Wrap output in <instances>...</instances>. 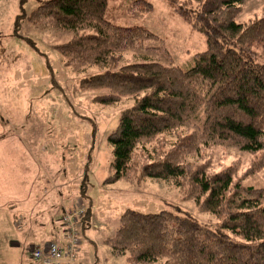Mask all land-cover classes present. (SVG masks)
<instances>
[{
	"label": "trees",
	"instance_id": "obj_1",
	"mask_svg": "<svg viewBox=\"0 0 264 264\" xmlns=\"http://www.w3.org/2000/svg\"><path fill=\"white\" fill-rule=\"evenodd\" d=\"M166 1L205 38L206 48L194 54L189 68L140 61L115 69L119 50L137 48L156 35L143 26L106 19L108 0H44L31 13L33 20L75 31L68 41L54 45L68 62L107 65L80 79L82 88L108 90L92 101L109 105L133 97L107 136L114 172L103 183L171 180L183 197L193 198L200 210L218 219L211 227L188 213L127 208L105 241L127 253L129 263L264 264V190L243 184L233 166L211 171L207 162L185 159L205 145L221 143L259 152L252 168L264 166V64L259 59V51L264 52V12L236 22L235 14L246 0ZM133 6L152 9L147 0H133ZM183 127L188 132L174 142H160L166 148H146L161 134ZM82 181L78 202L85 197Z\"/></svg>",
	"mask_w": 264,
	"mask_h": 264
},
{
	"label": "rangeland",
	"instance_id": "obj_2",
	"mask_svg": "<svg viewBox=\"0 0 264 264\" xmlns=\"http://www.w3.org/2000/svg\"><path fill=\"white\" fill-rule=\"evenodd\" d=\"M42 1L0 0V96L8 104L6 107L11 116L17 119V114H22L25 120L29 119L26 123L32 124L30 128L36 137L44 133L39 126L43 123L33 117L34 109L30 105L27 108L23 106L28 99L22 94L28 90L43 92L34 102H42L48 109L45 111L46 122L52 124V138L59 133L61 125V139L67 137L72 144L75 139L82 142L77 148L69 147L74 159H78L77 163H82L84 167L85 197L82 204L85 210L87 207L89 209L82 226H78L80 244L77 264H151L129 263L127 253L113 250L105 241L115 233L125 209L188 213L211 227H215L218 219L200 210L193 198L183 197L179 187L171 180L145 177L103 183L114 172L111 165L112 145L107 136L116 127L122 111L132 105L133 97L125 96L109 105L92 101L93 96L107 93L108 90L104 87L82 88L80 79L108 67L104 63L68 62L65 56L56 51L54 45L68 41L75 31L57 29L45 22L33 20L31 13ZM132 1L108 0L106 19L123 26H143L153 32L156 38L146 39L134 49L119 50L117 54L120 59L115 69L126 63L140 61H157L182 68L192 66L194 54L206 48L204 36L177 16L166 0H147L152 3L151 10L131 7ZM263 12L264 0H246L235 14V20L247 22ZM259 59L264 64V52L259 51ZM32 76L38 78L37 83L28 82ZM12 78L16 79L9 83ZM15 100L17 103L12 105ZM65 123L68 125L67 132L63 128ZM184 132H188L185 127L165 132L157 140L155 138L147 142L146 148L151 152L153 148H163L160 142L168 145ZM60 155L64 156L52 155L53 160H60ZM260 155L259 152L251 153L232 144L212 143L201 147L199 152L188 153L185 159L197 163L207 162L211 171L233 166L243 184L264 190V166L252 168ZM70 157L66 153L62 165L70 167ZM250 169L253 170L247 173ZM17 235L18 232L13 229L10 238L17 240ZM29 239V243L33 241ZM22 251L21 248L9 247L0 238V264H40Z\"/></svg>",
	"mask_w": 264,
	"mask_h": 264
},
{
	"label": "crops",
	"instance_id": "obj_3",
	"mask_svg": "<svg viewBox=\"0 0 264 264\" xmlns=\"http://www.w3.org/2000/svg\"><path fill=\"white\" fill-rule=\"evenodd\" d=\"M37 80L32 76L28 82L37 83ZM42 93L28 90L22 94L28 99L23 106L30 105L34 109L33 117L43 123L39 126L44 133L36 137L30 128L32 124L26 123L29 119L25 120L22 114H17V119L11 116L8 104L0 96V238L11 248H21L28 256L29 247L34 244L65 243L62 214L78 202L84 180L83 164L77 163L69 149L77 148L82 142L75 139L72 144L67 137L61 139V125L59 133L52 138V124L46 122L48 109L42 102H34ZM16 103L17 100L12 105ZM67 126L66 123L63 126L66 132ZM53 152L64 156L54 161ZM66 153L71 156L70 167L62 165ZM13 229L18 232L17 240L10 238ZM29 238L33 240L30 243Z\"/></svg>",
	"mask_w": 264,
	"mask_h": 264
},
{
	"label": "built area",
	"instance_id": "obj_4",
	"mask_svg": "<svg viewBox=\"0 0 264 264\" xmlns=\"http://www.w3.org/2000/svg\"><path fill=\"white\" fill-rule=\"evenodd\" d=\"M84 212L85 206L82 202L66 209L61 218L65 243L60 245L57 241H49L41 246L34 244L29 247V257L40 264H77V251L80 244L78 226Z\"/></svg>",
	"mask_w": 264,
	"mask_h": 264
}]
</instances>
